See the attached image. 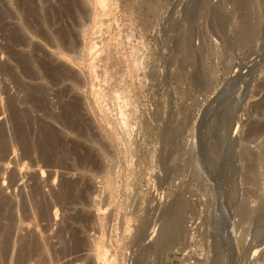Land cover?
<instances>
[{"label": "rangeland", "instance_id": "374dc122", "mask_svg": "<svg viewBox=\"0 0 264 264\" xmlns=\"http://www.w3.org/2000/svg\"><path fill=\"white\" fill-rule=\"evenodd\" d=\"M202 2L0 0V264H264V0Z\"/></svg>", "mask_w": 264, "mask_h": 264}, {"label": "bare ground", "instance_id": "6f19581e", "mask_svg": "<svg viewBox=\"0 0 264 264\" xmlns=\"http://www.w3.org/2000/svg\"><path fill=\"white\" fill-rule=\"evenodd\" d=\"M98 1V3L103 7L104 5H105V0H97ZM207 1V0H206ZM236 2V1H235ZM239 2V1H238ZM238 2H236V3H238ZM207 3V2H206ZM203 2H202V0H200V5H201V7L203 6ZM205 6H206V4H204ZM244 5V4H243ZM246 5V4H245ZM233 6V5H232ZM236 6H237V4H236ZM204 7V6H203ZM246 7V6H245ZM248 21V20H247ZM246 22V21H245ZM244 22V23H245ZM237 24V23H236ZM236 24H233V25H236ZM240 26V25H239ZM239 26H238V28H239ZM242 28H241V30L239 31L240 33H241V31L243 32H246V37H245V39H249L248 41H250L251 42V38H253L254 37V35H255V33H256V27H255V25L254 26H250V27H248V25L247 24H244V27L243 26H241ZM236 28H234V30H235ZM222 31V30H221ZM233 31V30H232ZM243 32V33H244ZM234 33V32H233ZM237 33V32H236ZM189 34V33H188ZM217 34V33H216ZM241 35V34H240ZM243 35V34H242ZM245 35V34H244ZM243 35V36H244ZM191 36V35H190ZM235 37V36H234ZM244 38V37H243ZM188 39H189V37H188ZM238 39V38H237ZM240 39V38H239ZM190 40V39H189ZM189 40H188V42H189ZM186 41H187V38H186ZM230 41V40H229ZM228 41V42H229ZM238 42V41H237ZM94 43V42H93ZM243 43V42H242ZM237 45V44H236ZM93 47V46H92ZM255 49V48H254ZM264 93V92H263ZM264 97V96H263ZM231 107V106H230ZM230 107H228V108H230ZM264 108V107H263ZM228 111L225 113V116H224V120L225 121H227V120H229L230 121V109H227ZM234 110V109H233ZM235 123H237L238 124V120H236L235 121ZM263 131V130H262ZM244 134V133H243ZM230 135H231V133H230ZM246 137V136H245ZM238 138V137H237ZM236 140V139H235ZM252 140V139H251ZM229 142V141H228ZM242 143V142H241ZM213 155H215V153L213 154ZM219 163V162H218ZM229 164V163H228ZM229 169V168H228ZM225 174V173H224ZM236 185V184H235ZM37 191V190H36ZM3 192V191H2ZM17 194V193H16ZM11 200L9 199V198H7V197H3L2 195H0V215L2 214V212H3V209L5 210V207L8 205V204H10L9 202H10ZM23 202V201H22ZM20 204V203H19ZM49 204V203H48ZM245 207V206H244ZM244 207L242 208V210L241 211H244ZM261 207H263V206H261ZM46 208V207H45ZM182 205H181V203H180V206L179 205H177V206H174V207H172V210L171 211H169V214H167V215H169V217L165 220V221H163L162 223H160L159 225H157V224H154L155 226V228L153 229V231L151 230H149L150 232H149V234H148V236L147 237H145L144 238V240H143V242L141 243L142 245H141V247H144V248H146L144 251L143 250H141V252H144L145 253V255H147L146 253H153V254H155V255H160V253H165L163 256V259L166 257V254L168 253V248L170 247L169 245H170V243L171 242H173L174 241V239L176 238V236L178 235V233L181 231V225H182V223H180V214H181V211H182ZM27 210V209H26ZM263 210V209H262ZM6 212V211H5ZM47 212V211H46ZM263 212V211H262ZM260 213V212H259ZM243 214V213H242ZM2 216V215H1ZM244 216H245V213H244ZM5 217V216H4ZM16 217V216H15ZM264 218V217H263ZM12 220V219H11ZM23 220V219H22ZM264 221V220H263ZM11 222V221H10ZM261 222V221H260ZM8 228V227H7ZM10 232V231H9ZM152 232L154 233L153 235H152ZM1 233V232H0ZM3 233V232H2ZM151 233V234H150ZM25 236V235H24ZM1 237V236H0ZM216 237V236H215ZM184 238V237H183ZM31 239V238H30ZM202 240H203V238H202ZM10 241V234L8 233V234H5L4 235V237H2V241L0 240V246H2L3 248H5V250L8 248V246H9V242ZM27 241V240H26ZM24 242V243H22V244H24V248H23V252H25L24 253V255H22V253H21V255H20V257H21V260L23 261L24 259H28V257L31 255V253H30V249L28 248V247H30V246H28L29 244L31 245V243H33L31 240H29V241H31V242H29V244H27V242ZM33 245V244H32ZM33 247V246H32ZM31 247V248H32ZM35 247V246H34ZM34 249V248H33ZM138 249V248H137ZM137 249H135V250H137ZM139 249H142V248H139ZM134 250V251H135ZM147 250V251H146ZM1 252H2V249L0 250ZM33 251V250H32ZM139 252H140V250H138ZM146 251V252H145ZM0 252V253H1ZM135 252H137V251H135ZM138 253V252H137ZM144 253L142 254V255H144ZM19 254V253H18ZM135 254V253H134ZM140 254V253H139ZM3 255H4V253H3ZM6 255V254H5ZM133 255V254H132ZM136 255V254H135ZM8 256V255H7ZM18 256V255H17ZM138 256V255H137ZM133 257V256H132ZM139 257V256H138ZM136 257V262L135 263H133L134 261H131V263H133V264H143V262L142 261H144V259H141V258H143V257ZM145 257V256H144ZM149 257V256H148ZM147 258V257H146ZM133 259V258H132ZM151 259V258H150ZM146 261V260H145ZM144 261V262H145ZM164 261H165V259H164ZM164 261L163 262H161L162 264L164 263ZM183 262H185L186 263V261H184V260H182ZM21 262V261H20ZM145 264V263H144ZM178 264V263H177ZM181 264H184V263H181ZM186 264H188V263H186ZM191 264V263H190Z\"/></svg>", "mask_w": 264, "mask_h": 264}, {"label": "water", "instance_id": "95a60500", "mask_svg": "<svg viewBox=\"0 0 264 264\" xmlns=\"http://www.w3.org/2000/svg\"><path fill=\"white\" fill-rule=\"evenodd\" d=\"M236 121V116L234 115L232 118H231V125H232V128L234 126V123ZM252 264H254V262L252 261Z\"/></svg>", "mask_w": 264, "mask_h": 264}]
</instances>
